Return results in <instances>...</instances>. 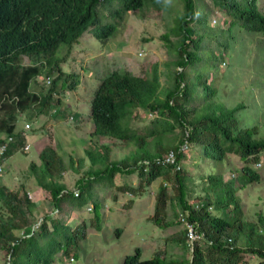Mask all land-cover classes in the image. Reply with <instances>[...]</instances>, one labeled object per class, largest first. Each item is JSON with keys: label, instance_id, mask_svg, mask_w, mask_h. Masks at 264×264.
I'll return each mask as SVG.
<instances>
[{"label": "trees", "instance_id": "trees-1", "mask_svg": "<svg viewBox=\"0 0 264 264\" xmlns=\"http://www.w3.org/2000/svg\"><path fill=\"white\" fill-rule=\"evenodd\" d=\"M210 1L211 5L203 9L196 7L194 0H178L181 11L172 18L169 33L161 36L166 49L174 55L164 63V70L155 62L147 75L111 71L99 79L89 105L90 137L131 142L132 151L119 160H110V148L105 144L86 150L94 168L77 180L76 196L60 182L62 163L55 153L44 149L39 154L42 166L30 163L32 171L42 168L43 173L36 175L35 181L56 211H60L61 204L80 209L92 202L96 230L100 227L97 200L90 192L92 182L110 183L116 174H134L138 179L136 189L157 178L171 182L169 191L165 185H158L151 219L158 227L182 225L177 241L183 243V252L175 258L158 254L140 260V250L136 248L120 264H246L248 259L264 264V215L259 210L256 221H250L237 195L239 189L260 183L257 166L262 161L264 136L258 135L259 127H238L234 115L237 108L215 107L211 100L214 89L211 81L200 75L198 63L201 61V65L203 60L197 53L201 41L211 37L206 28L212 29L210 18L214 12L228 18V34L240 29L264 35V14L256 0ZM167 7L166 0H0V142L12 138L4 158L23 148L24 134L16 126L21 114L28 119L43 114L62 117V111L56 108L60 102L58 89L74 90L78 79L76 74L62 71L60 64L83 32L103 44L117 29L114 18L149 9L160 15ZM193 24L202 28L201 34H196ZM169 35L174 36V42ZM60 45L63 52L55 54ZM22 58L27 62L23 63ZM44 78L49 80L47 89L34 91L32 85ZM198 86L201 90L196 93L202 103L195 108L190 102ZM140 110L153 117L143 135L129 126L130 118ZM77 117V113L71 115L73 119ZM169 134L175 135V143H162ZM168 152L173 154L172 163L163 162ZM192 154L202 161L199 168L203 164L196 191L185 164ZM228 154L236 155L240 162L233 171L234 178L209 170L210 163L222 165ZM1 182L0 175L1 261L62 264L71 255L66 248L83 237V228H71L56 218L44 217L34 230L27 223L34 202L25 192L19 197ZM257 187L264 193L263 184ZM129 190L134 196L135 190Z\"/></svg>", "mask_w": 264, "mask_h": 264}, {"label": "rangeland", "instance_id": "rangeland-1", "mask_svg": "<svg viewBox=\"0 0 264 264\" xmlns=\"http://www.w3.org/2000/svg\"><path fill=\"white\" fill-rule=\"evenodd\" d=\"M166 2L169 7L162 10L160 15L149 9L125 14L121 19L114 18L117 29L103 44L94 39L89 32H83L77 43L72 46L66 61L60 64L62 71L76 74L78 79L74 90L58 89L57 98L60 102L56 108L59 107L62 111V117L43 114L28 119L26 114H21V122L18 121L16 124L17 130L19 128L26 130L25 141L29 149L27 153L23 148L13 151L6 159L1 183L12 192H17L19 197L25 192L28 199L34 202L27 221L28 226L34 230L44 217L56 218L71 228L77 225L83 228V237L78 241L76 239L75 244L71 243L66 248L71 255L62 264H120L123 257L133 254L136 248L140 250V260L158 254L175 258L183 252L181 248L183 243L177 241L180 239L182 225L158 227L151 219L158 185H165L169 191L171 182L157 178L149 185L136 189L138 179L134 174H116L110 183L92 182L90 192L97 200L99 215L100 228L96 230L91 201L86 202L80 209L61 204L60 211H56L47 199L46 192L35 181L36 175L40 176L43 173L42 168L32 171L30 167L31 162L37 167L42 166L39 154L44 149L45 152L55 153L54 156L62 163L60 182L76 196L77 180L94 168L89 164L86 150L105 144L110 148L108 151L110 160H119L134 149L131 142L121 143L108 137H90L92 131V122L89 118L90 100L99 79L111 71L129 72L135 76L147 75L155 62L159 64L161 70L165 69L164 63L174 55L166 49L161 36L169 33V28L173 24L172 18L181 11L178 0ZM194 3L196 7L203 9L211 5L210 0H194ZM256 6L264 14V0H256ZM103 20L109 21L108 17H104ZM228 22V18L215 12L210 18L213 27L210 29L207 26L206 29L210 31L208 33L211 37H205L201 41L200 50L197 51L203 60L201 65V61L198 63L200 75L212 83L214 90L211 100L215 107L237 108L234 115L238 127H259L258 135L264 136V35L246 33L239 31L240 29L228 34L226 32ZM193 25L196 34H201L202 28ZM232 30L235 31L234 28ZM169 38L175 41L174 36L169 35ZM225 44L229 48L223 49L222 46ZM56 51L55 54L60 55L63 46L60 45ZM22 61L27 62L25 58H22ZM171 69L174 67L171 66ZM189 72L192 76L193 72L191 70ZM160 80L164 83V75ZM47 81L49 80L45 78L39 79L32 85L33 90L40 92L43 87L45 91L49 84ZM200 90V86L195 87L190 106L197 108L202 103L196 93ZM74 113L78 114L75 119L71 118ZM152 118L147 112L140 110L130 118L129 126L136 134L143 135L144 127ZM165 141L175 143V135L165 136L162 143ZM197 154L188 155L185 160L195 191L197 177L200 170H203L202 163L199 168L202 161L196 157ZM261 159L260 166H257L261 173L260 183L245 186L237 191L241 209L250 221H256L255 213L259 210L264 215V193L257 187L260 184L264 185V150L261 152ZM212 164H209V170L220 171L225 177L234 178L233 171L238 169L240 162L236 155L228 154L222 165ZM129 189L135 190L134 196ZM1 210L2 208L0 212ZM47 228L51 229L49 222ZM70 256L74 258L72 261ZM0 264H4L1 258ZM246 264L256 262L248 259Z\"/></svg>", "mask_w": 264, "mask_h": 264}, {"label": "built area", "instance_id": "built-area-1", "mask_svg": "<svg viewBox=\"0 0 264 264\" xmlns=\"http://www.w3.org/2000/svg\"><path fill=\"white\" fill-rule=\"evenodd\" d=\"M26 127V126H25ZM12 141L11 137H6V139L2 142H0V175L3 173L4 171V153L8 147V144ZM28 148V146L25 144L23 149L26 150ZM185 146L182 145L181 149H184ZM173 154L172 152H168L164 158H163V162L164 163H172L173 162ZM189 235L191 236V230L189 229Z\"/></svg>", "mask_w": 264, "mask_h": 264}, {"label": "crops", "instance_id": "crops-1", "mask_svg": "<svg viewBox=\"0 0 264 264\" xmlns=\"http://www.w3.org/2000/svg\"><path fill=\"white\" fill-rule=\"evenodd\" d=\"M21 131V133H22V135H23V137H24V145L26 144L27 145V143H26V141H25V137L27 136V134H26V130L24 129V130H20ZM24 145H23V147H24ZM28 146V145H27ZM28 149H29V146H28V148L26 149V150H24L26 153L28 152ZM5 163H6V159L4 160V165H5ZM1 180L3 181V177L1 176Z\"/></svg>", "mask_w": 264, "mask_h": 264}]
</instances>
